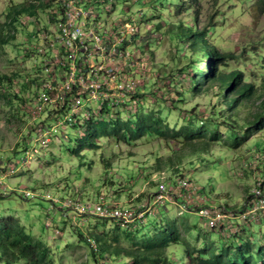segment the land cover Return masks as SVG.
Instances as JSON below:
<instances>
[{
    "label": "rangeland",
    "instance_id": "1",
    "mask_svg": "<svg viewBox=\"0 0 264 264\" xmlns=\"http://www.w3.org/2000/svg\"><path fill=\"white\" fill-rule=\"evenodd\" d=\"M257 1L197 0L191 3L186 0V9L180 5L183 9L180 13L179 10L176 12L175 0L168 3L165 0H115L112 6L108 1L110 9H96L102 16L115 19L143 16L135 23L142 31L147 28L143 20L148 18L150 21L145 39L150 40L146 49L152 65L141 83L147 90L138 94L140 99L134 109L121 110L116 116H121L123 121L135 122L132 115L155 112L158 120L164 118L161 126L179 128L192 122L209 121L207 118H211L214 108L220 106L218 98L215 99L217 91H212L189 95L187 103L176 101L170 110H163L176 98L175 93H168L173 91L169 72L175 66L174 58L181 59L176 57L179 54L176 52L177 40L170 38L169 33L172 29L177 31L182 22L194 24L196 30L206 32L210 44L236 53L238 58L229 67H246L251 80L261 83L264 68L255 64L258 56L249 52L264 53V11ZM55 4V0H0V173L10 172V163H19L17 170L4 178L8 186L6 191L0 188V223H20L34 240H43L51 250L48 264H131L125 256L109 259L107 255H95L97 242L89 241L91 232L97 235L115 231L126 235L123 233L125 228L119 227L113 218L104 220L97 215L79 213L76 202L96 206L103 195L107 204L135 207L147 202L159 182L171 186L184 173L190 174L200 186L198 197L193 196L196 203L205 206L223 204L235 214L247 210L246 203L251 190L257 186V178L264 177V156L260 153L264 154V130L236 148L227 147L223 140L208 139L190 146L181 138H160L154 131L127 142L117 137H101L100 121H111L116 117L112 114V99L107 101L109 112L101 114L99 109L103 100L84 98L82 110L76 116H73L72 107L66 110L56 102L47 105L38 120L48 128L55 127L58 122L61 126L56 127L57 133L48 147H40V142L33 140L36 138L34 122L30 121L32 114L28 112V104H24L28 100L34 102L32 95L39 89L32 82L39 71L36 66L39 57L34 49L26 50V44L36 40L32 30L41 26V20H46L47 9ZM184 53L186 55L178 66L187 69L180 81L189 86L190 63L194 62L195 72L200 64L192 58V50L180 54ZM203 66L206 67V61ZM218 68L223 72L228 70L222 66ZM158 73L161 75L156 80ZM65 77L64 74L59 80L63 81ZM70 117L72 121L68 120ZM89 119L95 123L90 125ZM219 130L224 135L230 132L224 128ZM93 131L96 132L94 136L91 135ZM81 138L93 140L99 146L93 149L88 143L83 146ZM24 142L27 150L16 151ZM256 147L260 150L253 151ZM257 158L259 161L256 162ZM159 210V213L155 210L157 214H150L144 223L136 224L137 230L142 232L139 236L149 231L153 235L158 228L177 222L182 232V228L185 229L183 234L187 237L199 238L191 241L195 245L207 242L200 234H209L215 247L228 239L235 243V248L239 242L250 239L254 243V252L259 250V245L264 246V222L257 217L264 212V206L257 205L254 211L241 218V214L233 217L231 229L219 231L208 229L197 209L184 211L181 216L178 214L180 208L174 205ZM219 219L214 223L220 225ZM77 231L85 234L86 240L79 237ZM128 241L123 239V243ZM0 255L3 257L0 264H5L7 255L2 251ZM184 256V249L178 251V259ZM260 256L258 254L259 259ZM13 264H26V258L16 259Z\"/></svg>",
    "mask_w": 264,
    "mask_h": 264
},
{
    "label": "trees",
    "instance_id": "2",
    "mask_svg": "<svg viewBox=\"0 0 264 264\" xmlns=\"http://www.w3.org/2000/svg\"><path fill=\"white\" fill-rule=\"evenodd\" d=\"M177 1L175 0L176 12L179 10L178 13H180L186 9V0H180L181 3L178 4ZM196 1L191 0V3ZM165 2L168 3L169 0H165ZM180 5L183 9L180 8ZM257 5L264 11V0H258ZM157 27L160 26L157 25ZM204 30L207 31V28ZM38 35L35 33V36ZM169 36L177 40L176 52L179 51V54H176V57L180 56L182 59L186 54L180 53L192 50V58L198 60L200 67L195 72L194 62L190 63L192 66L190 69L191 82L189 86H186L184 81H180V79H183L187 67L180 69L178 64L181 59L174 58L175 66L169 72L173 91L168 93H175L176 98L172 99L170 105L164 107L163 110H170L176 101L187 103L189 95L212 91H217L215 99L218 98L219 110L214 108L211 118H207V120L209 119L207 122L203 121L202 124L192 122L179 128L161 126V121L164 118L161 117V120H158L155 112L147 114L138 112L133 115L135 122L132 120L123 121V118L118 115L111 121H100L103 127L100 131L101 137H117L119 140L130 142L132 138H142L147 133L154 131L160 138L167 140L181 138L190 146H195L203 141L206 142L208 139L211 141L223 140L227 147L236 148L246 143L253 134L262 132L264 130V126H261L264 125V74H262V82L258 83L256 80H251L250 76L246 74L248 71L246 67H229L230 63L238 58L237 54L221 50L217 45L210 44L206 32L196 30L194 24L182 22L177 31L173 29L170 31ZM249 52L258 56L255 64L264 68V53L255 50H249ZM192 58L190 59L192 60ZM205 61L206 67L203 66ZM218 66L228 70L223 72ZM160 75L161 73L157 74L156 80L159 79ZM155 84L156 82L152 87L153 89ZM135 97H139L138 94ZM131 99L137 100L134 97ZM245 110L249 112L246 113ZM117 114H120L119 110L116 111L115 115ZM191 119L194 120L195 117L191 115ZM89 121L90 125L95 123L92 119ZM221 128L228 129L229 134L224 135L219 130ZM95 134V131L91 133L92 136ZM81 141H83V146L88 143L92 149L99 146L93 140L86 141L81 138ZM26 144L24 142L23 146L16 151H19L20 148L26 150L28 148ZM255 150L260 149L256 147ZM260 153L264 156L262 152ZM254 201L255 196L250 193L247 203L250 205ZM257 217L264 222V214L260 213V216ZM231 219H226V230L231 229ZM179 225L175 222L160 227L153 235L146 232L139 236L141 231L126 228L123 230L126 235H120L121 232L115 231L108 234L101 232L97 235L91 232L92 237H89L97 242L95 255L100 257L107 255L110 257L109 259L125 256L131 260V264H264V246L259 245V250L254 252L252 249L254 243L250 239L239 242L237 248L230 239L227 240L228 242L220 240L222 243L219 242L215 247V242L208 237L209 234L207 236L200 234L201 238L204 237L202 239L207 240V242L202 245H195L191 241L199 238L193 235L187 237L183 234L185 229L182 228V232ZM190 233L192 232L190 231ZM77 234L85 239V234L81 231H77ZM235 235L238 236V234ZM31 236L32 234L28 233L20 223L14 221L0 223V252H5L7 255L5 264H13L16 259L22 257L26 258V264H48L51 261L48 254L50 248L46 246L43 240H34ZM123 239L129 241L123 243ZM240 239L243 238L240 237ZM183 249L185 256L180 260L178 259V251ZM258 254L261 255L260 259ZM95 258L98 260V257L95 256ZM102 260L106 261L105 258ZM0 261H3L1 255Z\"/></svg>",
    "mask_w": 264,
    "mask_h": 264
},
{
    "label": "clouds",
    "instance_id": "3",
    "mask_svg": "<svg viewBox=\"0 0 264 264\" xmlns=\"http://www.w3.org/2000/svg\"><path fill=\"white\" fill-rule=\"evenodd\" d=\"M108 1H111V6L112 3L115 0H89L85 2L82 7L84 9L90 10L88 16H97V19L100 23H102L99 27H96L97 30H116L114 33H112V38L115 39V42L119 43V47L113 51V52H108V57H112L115 60L120 61V69L119 71L116 72L117 76V84H123L124 87L122 90H120V93L118 95L111 96L109 99H106L103 101V103L100 106V113L104 114L105 112H109L106 108L108 104V100L112 99L111 102V107H113V112L112 114L115 115L116 111L119 110H125L129 111L134 109L135 103L139 101L140 97H135L136 94L142 93L143 91L147 90V86L144 84L142 86V80L148 76L150 70H151V65H152V60L150 55L147 53L146 47L148 46V41L145 39V34L146 32L150 29V21L147 20L148 18H145L143 20V24L147 25V28L144 29V31L141 30L140 26L135 25V23L143 18V16H127V17H119L117 19L112 18L111 16H102L100 12L96 11V9H110L111 6H108ZM55 5H52L47 9V12L45 13L46 20H41V26H39L38 29H33V38H36L34 43L32 44H26V50L30 51L32 49L35 50V53L38 55V59L36 60V66H38L39 71L36 73L35 78L32 80V82L36 83L39 86V89L37 92H34L32 97L34 99V102H26L24 105L28 104V112L31 113V122H34L33 124V130L34 133L36 134V138L33 139L35 142H40V147H48L50 143L52 142L51 139L53 140L54 135L57 133V126L58 123L55 126L56 131L53 132L49 136V141L46 145H43L40 140H38V130L37 128L40 125H44V123H41L40 120H38L41 115L45 112V109L47 105L52 104L53 102H56L58 105H61L62 107H65L66 110L69 107H72L73 110V103L75 99L77 98L76 96L69 95L68 93L66 94L67 100L64 102L61 100L55 90H46L51 94L52 100L43 104L42 111L38 116H35L32 112L35 104L37 103L38 96L42 92L43 89V84L49 81L51 78L54 79V85L59 86L62 84L63 81H60L61 77L69 71L72 60H74V63H79V62H84L87 59H93L96 62H102V60L97 57V54L95 51V43L94 41H91L89 39L90 36H84L80 37L75 40L73 47L70 49L66 47L63 43L60 42V37L63 32V26L65 25L64 21V16H66V9L64 3L61 2V0H55ZM32 18V17H31ZM31 20V19H30ZM29 20V22H30ZM91 21V19L88 21V23ZM35 22L37 24L36 16H35ZM62 23V25L59 28V23ZM36 28V27H35ZM82 29L78 27L74 23V31L75 32H80ZM35 33H38V36H35ZM94 37V36H93ZM98 38H104L103 37H98ZM96 39V37H94ZM102 50L99 52L101 53ZM123 54V57L120 56V54ZM74 57V58H72ZM198 61L197 59H195ZM65 62V64H62ZM40 78V79H39ZM129 86V87H128ZM115 90H113L114 92ZM82 101L81 104L77 107V110H73V116L77 115V112L79 110H82L83 106V99L84 98H91L87 96H80ZM136 98L137 100L131 99V98ZM95 100H99L96 98H93ZM105 109V110H104ZM103 111V112H102ZM67 113V111H66ZM68 116V113L66 115V118ZM116 116V115H115ZM133 116V115H132ZM73 119V118H72ZM71 117L68 120H71ZM61 122V121H60ZM38 124V127H37ZM75 124V123H73ZM66 126V125H65ZM46 127V126H45ZM48 128V127H46ZM50 129V128H49ZM33 133V134H34ZM254 135V134H253ZM38 147V146H37ZM39 148V147H38ZM27 150V149H26ZM40 150V148H39ZM256 151V150H253ZM251 156H254L253 154ZM260 158V156H259ZM259 158L256 159V162L259 161ZM19 164V163H18ZM17 164V165H18ZM11 165L15 166V170L13 172H3L0 173V178L2 180V184L0 185V188L6 189L8 188L7 184L4 181L5 177L10 176L17 170V165L14 163H10L8 165V169H10ZM185 180L188 185H183L182 181ZM257 186L254 188V190H251V193L254 194L255 196V201L252 205H249L246 203L247 210L241 211L239 213H234L232 209H230L228 206L220 204V205H212V206H205L201 203H196L195 199L193 196L196 194L198 197V189L200 186H198L196 180H194L190 174H182L177 180H174L171 184V186L168 185V183L161 181L157 184L156 190L152 191L150 193V196L145 203H138L137 206H122L119 204H107L106 198L103 195H100L99 200L100 203L103 201L110 207H119V208H130L133 210H136L137 212L140 211H145L143 217H139L135 219L132 222H123L121 220H118L116 218H113L114 221L120 225L119 227L123 228H129V229H138L136 227L137 223H144L147 219V217L150 214H157L159 213V209L161 207H167L168 205H174L175 207L180 208L179 215H183L184 211L192 212L198 210L197 212L200 214L201 217H203L206 221V225L208 229L210 228L211 230H226L225 226H227V218H233V217H238L240 215V218L242 215L246 214L247 212H252L256 209V204L261 205L258 202L261 199H264V190H263V182H264V177H258L257 180ZM161 183H164L167 187V196L168 198L164 200V202H159V203H154L155 199L159 195V185ZM255 189L259 190V193L255 192ZM83 204H88L92 208L95 206H92L90 203H84L80 202ZM99 203V204H100ZM98 205V204H97ZM263 206V205H261ZM204 209H209V210H217L221 209L222 212H224L225 216L220 218L219 221H222V223L219 225H214L212 226L208 218L200 213L201 210ZM246 209V208H245ZM157 210V213L155 212ZM78 211V210H77ZM79 212V211H78ZM81 214H86L79 212ZM264 214V212H261ZM92 215H97L100 218L104 220H110L111 218H105L102 217L101 215L97 213H88ZM233 224H231L232 227ZM124 229V230H125ZM150 232V231H149ZM156 232V231H155ZM211 240L212 237H211ZM89 241L93 244L96 243L95 239L89 238Z\"/></svg>",
    "mask_w": 264,
    "mask_h": 264
},
{
    "label": "built area",
    "instance_id": "4",
    "mask_svg": "<svg viewBox=\"0 0 264 264\" xmlns=\"http://www.w3.org/2000/svg\"><path fill=\"white\" fill-rule=\"evenodd\" d=\"M87 1L89 0H61L65 5L66 16H64L63 22H65V25L63 26V32L59 40L66 47L71 49L76 39L90 36L89 39L95 43L96 53L100 54L96 56L99 57L102 62L87 59L84 62L74 63V60H72L70 69L66 73V79L62 84L55 86L53 78L43 84L42 92L39 94L37 103L32 110L35 116H38L41 113L43 104L52 100L51 94L46 91L47 89L49 91L55 90L57 96L64 102L67 100V93L76 96L77 98L73 103V110L76 111L82 101L80 96H87L104 101L111 96L118 95L115 94V92H120L124 87L121 83L117 84V76L115 75L120 69V61L106 56L108 55V52L115 51L120 45L115 42V39L111 36L116 30H97L96 27H99L102 23L98 21L97 16H88L90 10L82 7ZM90 19L91 21L88 23ZM63 22L59 23V28ZM74 23L82 29L80 32L74 31ZM93 36L96 37V39H94ZM103 36V39L98 38ZM100 50H102L101 53L99 52ZM120 56L123 57V54L121 53ZM62 64H65V62ZM114 82L116 83L115 86L113 85ZM119 86H121V88H119ZM113 90L115 91L113 92ZM37 130V139L40 140L43 145L48 143L49 136L56 131L55 127L49 129L44 125H40ZM14 170L15 166L11 165L10 172H13ZM2 183L3 182L0 178V185ZM182 184L188 185L185 180L182 181ZM159 188V195L154 203L164 202V200L168 198L166 185L161 183ZM255 192L259 193V190L255 189ZM259 203L264 206V199H261L258 204ZM76 209L82 213H97L102 217L116 218L123 222H132L139 217H143L145 213V211L137 212L130 208L110 207L104 201L96 205L94 208L88 204L76 202ZM200 213L208 218V221L212 226L216 225L214 223L216 219L225 216L221 209H204L201 210Z\"/></svg>",
    "mask_w": 264,
    "mask_h": 264
},
{
    "label": "bare ground",
    "instance_id": "5",
    "mask_svg": "<svg viewBox=\"0 0 264 264\" xmlns=\"http://www.w3.org/2000/svg\"><path fill=\"white\" fill-rule=\"evenodd\" d=\"M98 203H99V202H98ZM251 204H252V203H251ZM251 204H250V205H251ZM256 206H257V204H256ZM247 219H248V218H247Z\"/></svg>",
    "mask_w": 264,
    "mask_h": 264
},
{
    "label": "snow or ice",
    "instance_id": "6",
    "mask_svg": "<svg viewBox=\"0 0 264 264\" xmlns=\"http://www.w3.org/2000/svg\"><path fill=\"white\" fill-rule=\"evenodd\" d=\"M261 126H264V125H261Z\"/></svg>",
    "mask_w": 264,
    "mask_h": 264
}]
</instances>
